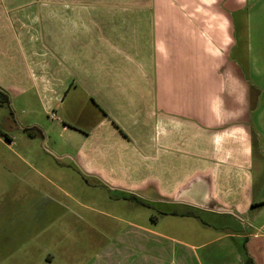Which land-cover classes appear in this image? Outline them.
<instances>
[{
  "label": "crops",
  "instance_id": "1",
  "mask_svg": "<svg viewBox=\"0 0 264 264\" xmlns=\"http://www.w3.org/2000/svg\"><path fill=\"white\" fill-rule=\"evenodd\" d=\"M213 1L220 55L210 53L214 43L208 36L198 38L202 28L190 29L198 19L193 15H203L209 0L198 5L192 0H0V90L12 105L35 89L43 111L60 109L62 120L56 116L55 121L63 130H68L66 119H74L72 127L82 139L76 146L79 164L98 183L91 187H104L111 197L125 192L115 199L130 206L139 205V192H145L167 207L158 209L162 216L185 218L188 234L204 232V226L217 231L225 223L217 218L197 226L189 222L201 218L195 210L230 216L245 227V264H264V58L253 53L250 32L259 26L254 16L264 18V0L247 1L244 61L235 55L239 30L233 15L245 0ZM215 73L222 74L220 84ZM68 102L71 116H66ZM249 111L256 126L247 125ZM11 123L14 128L15 120ZM178 170L186 176L202 173L197 180L206 181L210 191L186 192ZM79 206L84 212L76 214L77 222L94 214L110 217L100 208ZM101 219L88 228L109 230L98 226ZM154 222L159 227L158 219ZM142 224L134 225L150 236L140 234L135 244L113 228L121 239L110 243L112 237H103L106 243L97 246L81 241L83 231L75 223L73 240L23 264H203L196 252L213 243L178 241ZM236 236L242 237L225 234L215 240ZM167 240L178 241L183 256H177L178 248H165Z\"/></svg>",
  "mask_w": 264,
  "mask_h": 264
},
{
  "label": "rangeland",
  "instance_id": "2",
  "mask_svg": "<svg viewBox=\"0 0 264 264\" xmlns=\"http://www.w3.org/2000/svg\"><path fill=\"white\" fill-rule=\"evenodd\" d=\"M247 1L245 0L241 4L239 12H235L233 15L236 28L239 30L237 38L239 46L235 55L242 61H244L242 56L245 55V49L248 50L247 37L250 35L248 23L249 2ZM192 2L198 5L200 0H192ZM208 4L209 9L203 8V15L200 12L195 13V9L199 6L192 7L193 14H196L193 16L198 17V19L196 18L193 25L191 24L190 29H194L195 32L197 27L202 28V30L196 31V34L200 35L198 38L205 39V36H208L210 42L214 43V45L209 46L210 53L220 55L222 52L216 46V36L218 35H215L216 30L218 31L217 28L220 26L211 21L215 19L214 16L218 8L216 9V3L213 0H209ZM202 17L205 18L204 21L200 19ZM254 18L260 21L256 29L253 26L250 30L251 34L254 35L253 53L257 57L262 53L264 58V34L263 36L259 35V31L263 30L264 32V24H262L263 26L260 25L264 18L260 19L258 16H254ZM210 61H213V59L210 58ZM219 61L220 59H216L217 64ZM245 64L247 65L246 61ZM215 76L217 77L215 81L220 84L223 81L222 74L215 73ZM251 92L252 95L256 94L254 91ZM40 105L35 89L28 90L20 98H15L12 105L10 103H4L3 105L0 103V264H23L26 258L31 262L35 258L42 259L48 255L47 250L49 248L56 247L58 249L62 243L73 240V237L77 235L74 233V228L79 226L83 231L81 236L83 243L103 245L106 243L103 237L107 240L112 237L113 240L108 242L114 243L115 239H119V235H116L113 229L115 228L120 232L124 231L129 234V239L135 244L139 242L140 234L149 235L137 230L136 225H134L137 223H143L142 225H147L173 238L176 237L180 239L178 241L184 240L186 243L198 244L202 241H213L204 249L199 248L196 252L195 256L203 264H245L247 262L244 259L245 252L243 251L245 245L243 235H246L245 227L234 222L230 216L218 217L220 215H208L200 210H195L193 212L201 216L202 221H200L201 218H198V223L195 221L189 222L198 224L197 226H202L207 221H215L217 218L223 219L225 223L217 231L206 229L204 226V232L188 234V231L184 228L185 218L171 215L162 216L158 213V209H167V207H162L145 192L140 191L139 195L142 196L140 198L146 201L141 200L139 205L134 203L133 206H130L129 202L115 199V196L120 197L121 193L124 196L128 195L125 192H120L118 195L113 193L111 197V194L105 192L104 187H91L97 181L95 182L93 178L90 179L87 172L79 164V152L76 146L82 139L78 137L77 132L74 130L76 128L72 127V125H76L72 124L74 119H66L68 130H63V123L55 121L56 116L60 117V121L62 120L60 109L54 110L55 112H47L45 109L43 111L42 105ZM72 106L73 104L68 102L66 116L73 114ZM249 112L248 118L250 117V121L247 125L256 126L255 115L251 111ZM262 112L264 116V104ZM13 120H15L16 126L10 128L9 126L12 125ZM254 138V147L258 148L260 141H258L255 134ZM262 139L264 140V136ZM254 156L256 158L257 154L255 153ZM114 171L121 173L120 168L114 169ZM197 174L202 173L186 176L185 172L178 170L176 177L179 181H184L182 187H186V192H193L198 195L200 188L205 192V187L210 191L209 187L205 186L207 185L206 181L203 184L202 181L197 180ZM209 175L210 173L206 174L205 177L208 178ZM143 186L142 183L140 187L143 188ZM145 187L148 188L149 186ZM256 188H258L257 185ZM154 197L156 198V196ZM79 204L100 208L102 211L109 213L110 217H101L94 214L91 218L87 217L86 223L81 219L77 222L76 214L84 212ZM170 208L180 214L186 211V208L181 206H171ZM98 218H102V221H98V226L105 224L110 227L109 230L102 231L100 227L88 228L90 225H95ZM155 219H158L159 227L155 225ZM75 223L76 226L73 228L72 225ZM225 234H236L242 237H225L222 240H215ZM99 237L102 239H99ZM178 241L167 240L165 248H178L177 256H180L182 252L179 249L181 251L182 249L179 248L181 245ZM238 247L241 251L242 260L239 255H236ZM93 249H89L91 253ZM143 253L145 257L149 256V252L144 250Z\"/></svg>",
  "mask_w": 264,
  "mask_h": 264
},
{
  "label": "trees",
  "instance_id": "3",
  "mask_svg": "<svg viewBox=\"0 0 264 264\" xmlns=\"http://www.w3.org/2000/svg\"><path fill=\"white\" fill-rule=\"evenodd\" d=\"M0 103L3 105L4 103L9 104V96L4 91L0 90Z\"/></svg>",
  "mask_w": 264,
  "mask_h": 264
}]
</instances>
